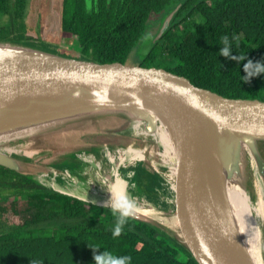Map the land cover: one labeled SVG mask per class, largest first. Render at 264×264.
Returning <instances> with one entry per match:
<instances>
[{"label": "trees", "instance_id": "obj_1", "mask_svg": "<svg viewBox=\"0 0 264 264\" xmlns=\"http://www.w3.org/2000/svg\"><path fill=\"white\" fill-rule=\"evenodd\" d=\"M96 1L95 9L88 11L85 0H61L64 46L76 42L73 45L84 57L127 64L133 48L152 35L147 25L151 15L180 3L181 18L170 23L147 53L137 54L139 66L163 67L228 97L264 99V73L241 78L248 61L264 63V0ZM28 3L0 0V11L7 17L0 25V40L31 42ZM194 13L201 18H191ZM225 35L229 56L220 53ZM241 54L242 60L232 58ZM250 157L254 159L252 153ZM244 162L246 176L264 191L256 163ZM153 179L152 172L139 168L138 182L150 186ZM118 219L125 222L120 235L113 236ZM104 251L128 257L127 264H200L185 244L151 224L58 192L0 165V264H95L94 254Z\"/></svg>", "mask_w": 264, "mask_h": 264}, {"label": "water", "instance_id": "obj_2", "mask_svg": "<svg viewBox=\"0 0 264 264\" xmlns=\"http://www.w3.org/2000/svg\"><path fill=\"white\" fill-rule=\"evenodd\" d=\"M92 1L86 0L89 8ZM179 6L163 16L155 34L143 38L140 47L145 46L143 54L164 34ZM56 48L0 40V132L61 118L122 114L130 122L143 121L145 132L138 135L145 139L157 130L158 115L164 114L182 169L183 214L188 217L193 247L185 245L200 264H255L238 221L232 215L225 181L234 171L242 178L241 141L251 148L264 177V155L258 146L264 140V99L228 97L197 86L188 77L163 67L128 66L119 61L104 64L80 52L69 54ZM54 134L56 138L62 135L61 131ZM133 136L136 135L120 130L98 129L84 131L74 141L94 148L135 147L137 143L144 146V140ZM43 147L40 148L44 150L46 147ZM32 161L33 158L0 150V165L9 169L31 177L51 171L52 166H45L41 172L39 168L30 171L28 163ZM46 187L107 207L75 193ZM123 204L126 216L174 236L163 222L137 210L129 202ZM107 208L120 212L117 207Z\"/></svg>", "mask_w": 264, "mask_h": 264}, {"label": "rangeland", "instance_id": "obj_3", "mask_svg": "<svg viewBox=\"0 0 264 264\" xmlns=\"http://www.w3.org/2000/svg\"><path fill=\"white\" fill-rule=\"evenodd\" d=\"M31 9V13L28 14L26 20L30 23V25L31 23L34 25V27L31 25L32 28H30V31L28 32V34L32 36L30 38V41L32 43L50 46L57 50L58 48L56 47H60L64 52L69 54H77L78 52L81 53V51L73 45H78V43L76 42H73V44L68 47L63 45V37L61 36L60 29L61 0H32ZM0 17V24H2L4 22V19L6 20L7 17L2 16L1 14ZM191 18L199 19L201 18V16L199 13H194ZM148 23H151V25L149 26V33L155 34L161 25L160 15L152 14L150 19L148 20ZM142 41L143 39L133 48L127 60L128 66H137L140 63L141 59L139 60L137 54L141 55V53L143 52L142 50H145V46L142 49L140 48ZM168 61L169 63L172 62L171 59H169ZM76 121L77 122L71 125L43 132L40 135L34 136L29 140L28 143L26 142L27 144L22 138L16 139L14 141V143L18 145L23 143L22 145H24L26 149H32L33 151H35V153H37L36 157L33 158V162L28 163V165L30 166V171L35 172V170L39 168V171L41 172L42 170H44L45 166L51 165H82L84 161L77 157V153H82L85 151L84 153L93 154L95 155V158L97 160L103 161V175L105 174V176L108 177L112 176L111 163L104 154V147L95 146L94 148L90 147L89 144H80V142H75L74 140L79 134L83 133L84 131L89 132L96 131L98 129L120 130L123 133L126 132L130 134V119L122 114H94L82 116ZM59 131H61L62 135L59 136V138H56V134L54 133H57ZM68 133L70 136L64 135ZM50 136H55V138ZM133 137L137 140H144V146H141L144 147V149H141L140 145L137 143L135 147H125L123 154L127 153L125 158L129 162L131 159L134 160L135 158H132V153H129L133 148H138V151L140 153H146L147 158L144 160L143 165L140 168H143L145 171L149 170V172H152L154 179L153 182L150 183V186H145L143 182H138V171L136 176L137 183L134 182L131 185L132 189L130 190L134 191V193L132 196L128 197L129 203L137 204L145 208L156 206L164 210L168 215L183 214L182 204L184 203V190L180 186L181 180L179 179L178 175L172 173V170H174L173 160L170 157H165V155L167 154L166 145L159 139L155 140L151 134L145 139L140 137V135H136ZM38 144L42 145L40 147L44 146L46 148L43 150L38 146ZM258 146L264 155V140L259 141ZM163 153L164 155H162ZM244 156L251 158V152H248ZM130 168L131 166H128V169ZM119 175L121 177H126L125 179H127L128 182H131V180L134 178L133 172L130 170H126L124 172L122 171ZM241 175L242 180H246L245 162L242 166ZM148 186L150 187L149 189ZM105 188L107 189V187ZM151 190H153L155 195L150 194L149 191ZM250 195L253 202H257L259 200L258 194L254 190L250 191ZM110 207L114 208L113 206ZM5 214L6 215H4V218L7 220V222L8 220L10 221L11 219L10 217H8V213ZM13 218L17 220V217ZM167 227L175 238H177L181 243L185 244L176 236L173 229H170L169 226ZM259 229V239L255 238V240L253 241H248L247 245L248 247L250 246L256 254L259 252L262 258L261 263L264 264V217H262L261 219Z\"/></svg>", "mask_w": 264, "mask_h": 264}, {"label": "bare ground", "instance_id": "obj_4", "mask_svg": "<svg viewBox=\"0 0 264 264\" xmlns=\"http://www.w3.org/2000/svg\"><path fill=\"white\" fill-rule=\"evenodd\" d=\"M76 120L77 119L75 118L67 120L61 118L12 127L7 131L0 132V150L19 155L20 157L29 159L34 158L37 155L35 151L26 150L25 146L22 145L23 143L18 145L15 144L14 141L18 138H22L24 141L29 140L37 134L71 125L77 122ZM157 120L158 128L155 132L151 133V135L155 140L159 139L166 145L167 154L165 157H170L173 160L174 170H172V173L178 175L181 180L180 186L184 189L182 169L177 156V150L173 141L174 138L169 126L168 118H166L164 114H159ZM129 131L135 135L144 133L145 129L143 121H131ZM241 145L244 150V155L248 152L252 153L251 148L246 143L241 141ZM124 150L125 147L116 149H111L109 147L105 148L104 154L111 163L112 176L109 177L105 176V174L103 175V161L97 160L93 154L84 153L85 151L77 153V157L84 161L85 164H77L76 166L65 164L61 167L51 165L52 167L49 169L51 170L50 172H41L40 174L32 176L43 185L78 194L102 205L114 206V197L123 203H127L129 202L128 197L132 196L134 193V191L130 190L132 189L131 185L134 182L137 183V173L139 168L142 167L144 160L147 158V154L140 153L138 148H133L129 153H132V158L135 157L136 159H131L128 162L125 158L127 153L123 154ZM162 155H164V153ZM244 160L256 163L255 159L246 156H244ZM128 166H131V168L128 169ZM54 168H60V170H53ZM126 170L133 172L134 178L131 182H128L127 179H125L126 177H121L119 175L120 172ZM255 173L256 171L253 170L252 174L254 175ZM105 187H107V189ZM251 190H254L258 194L259 200L257 202H253L250 195ZM225 194L232 215L238 221L240 232L246 245L248 241H253L255 238L259 239V226L262 217H264V191L257 189L248 177H246V180H242V178H239L238 173L234 171L233 174L226 176ZM132 205L137 210L150 215L163 222L166 226H169L182 242L191 248L193 247L191 237L188 233V217L186 214L168 215L164 210L156 206L145 208L137 204ZM249 247V251H247L254 263L262 264V258L259 252L256 254L254 250L251 247L249 249Z\"/></svg>", "mask_w": 264, "mask_h": 264}, {"label": "clouds", "instance_id": "obj_5", "mask_svg": "<svg viewBox=\"0 0 264 264\" xmlns=\"http://www.w3.org/2000/svg\"><path fill=\"white\" fill-rule=\"evenodd\" d=\"M222 42L225 44V47L220 49V53L229 56L230 55V48L228 45V36L225 35L222 38ZM233 59L242 60L244 59V55L241 54L239 57H232ZM244 69L246 72V75L241 77L244 80L249 79L253 75H258L261 73H264V63H261L259 61L255 62V64L252 61H248L244 65ZM114 199V207H117L120 209L121 216H126L128 213L125 211V205L123 202L119 201L117 198ZM123 219L117 220V226L115 230L113 231V236H119L121 232V226L124 224ZM129 258L128 257H113L112 254L108 251H104L103 253L94 254V261L95 264H127ZM34 264V262H33Z\"/></svg>", "mask_w": 264, "mask_h": 264}, {"label": "flooded vegetation", "instance_id": "obj_6", "mask_svg": "<svg viewBox=\"0 0 264 264\" xmlns=\"http://www.w3.org/2000/svg\"><path fill=\"white\" fill-rule=\"evenodd\" d=\"M14 2H16V1H18V0H13ZM29 1V3H28V8H27V12H26V18H27V16H28V14H30L31 13V1L32 0H28ZM107 1H111V0H107ZM92 3H93V6H92V8L91 9H89L88 7H87V4H86V0H85V4H86V9L88 10V11H92L93 9H95V6H96V4L98 3V1H96V0H93L92 1ZM180 4V3H179ZM179 4H173V5H170L168 8H167V10L166 11H162V13H160V20H161V22H162V18H163V16L166 14V12L172 7H176V6H178ZM181 7V6H180ZM178 12H179V10L176 12V14L174 15V17H173V19H172V21H171V23H175L176 21H178L181 17H178L177 18V16H178ZM0 14L3 16L4 14L0 11ZM0 21H1V17H0ZM28 22V21H27ZM29 23V22H28ZM1 25V24H0ZM31 25L34 27V25L31 23ZM30 25V23H29V26L30 27H32ZM147 25H148V31H149V26L151 25V23L149 24V23H147ZM173 25V24H172ZM151 34V33H150ZM140 64V63H139ZM139 64H138V66H139ZM256 171V170H255ZM251 174H252V172H251ZM253 175V174H252ZM247 177V176H246ZM250 179V178H249Z\"/></svg>", "mask_w": 264, "mask_h": 264}]
</instances>
